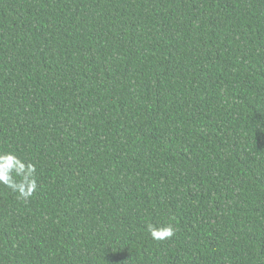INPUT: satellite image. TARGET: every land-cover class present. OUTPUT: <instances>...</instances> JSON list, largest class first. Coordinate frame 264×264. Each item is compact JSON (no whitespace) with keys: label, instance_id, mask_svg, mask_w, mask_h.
Instances as JSON below:
<instances>
[{"label":"trees","instance_id":"obj_1","mask_svg":"<svg viewBox=\"0 0 264 264\" xmlns=\"http://www.w3.org/2000/svg\"><path fill=\"white\" fill-rule=\"evenodd\" d=\"M0 264H264V0H0Z\"/></svg>","mask_w":264,"mask_h":264},{"label":"clouds","instance_id":"obj_2","mask_svg":"<svg viewBox=\"0 0 264 264\" xmlns=\"http://www.w3.org/2000/svg\"><path fill=\"white\" fill-rule=\"evenodd\" d=\"M6 159H7V161L9 162V165H11L12 162H13L16 158H15L13 155L9 154V155L6 157ZM20 167L23 168V165L21 164ZM3 179L5 180V182H8V177H7V176H4ZM10 186H13V185L10 184ZM29 194H30V193H29ZM167 234H168V235H171V231L169 230ZM153 236H154V237H157L158 234H157L155 231H153Z\"/></svg>","mask_w":264,"mask_h":264}]
</instances>
